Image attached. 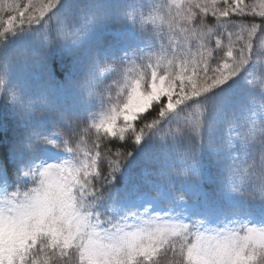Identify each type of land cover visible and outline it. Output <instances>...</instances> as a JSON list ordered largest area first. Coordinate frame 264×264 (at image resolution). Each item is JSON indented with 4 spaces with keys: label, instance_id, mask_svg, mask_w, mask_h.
Listing matches in <instances>:
<instances>
[{
    "label": "snow or ice",
    "instance_id": "obj_1",
    "mask_svg": "<svg viewBox=\"0 0 264 264\" xmlns=\"http://www.w3.org/2000/svg\"><path fill=\"white\" fill-rule=\"evenodd\" d=\"M41 3L0 0L11 13L0 33L43 15ZM162 7L152 31L167 24L175 48L122 60L109 106L50 133L33 128L13 168L0 157V264H264V104L249 102L264 74V0ZM247 13L253 21L232 19ZM110 138L131 150L113 153ZM38 145L59 162L42 161Z\"/></svg>",
    "mask_w": 264,
    "mask_h": 264
},
{
    "label": "trees",
    "instance_id": "obj_2",
    "mask_svg": "<svg viewBox=\"0 0 264 264\" xmlns=\"http://www.w3.org/2000/svg\"><path fill=\"white\" fill-rule=\"evenodd\" d=\"M19 2L23 4L27 3V0H19ZM138 2L145 9H148L152 4L157 3L158 0H138ZM201 2H210V0H201ZM85 3L86 0H65V4L63 5L65 14L75 18ZM107 3L114 9L113 14L95 29L89 41L90 46L94 47L106 59L120 62L125 59H134L139 55L155 57V55L159 54L161 45L167 47L171 44L175 48L179 42V38L172 35L167 24L161 25L157 21V25L163 29V31L158 33L152 31L153 25L151 22L145 24V29L151 34L149 35L146 32L138 31L133 25L121 20L115 10L125 6L128 0H107ZM168 3L171 4L172 0H168ZM219 3L222 5V0H219ZM245 3L259 4L261 0H245ZM172 11L174 12L175 9H172ZM194 11L197 13V20H199V9H195ZM167 12L168 9L166 8L162 15H166ZM10 14L4 12L0 13V16H4L6 19ZM145 14L147 15V12ZM205 19L210 26L216 22L215 17L211 13ZM232 19L247 23L248 21H253V16L251 13H247L243 17L234 15ZM259 21L260 18L255 17L254 22L259 23ZM19 44L27 46L29 49H34L38 46L33 42L30 35L23 39L11 41V46ZM122 50L127 51L130 56H123ZM261 59L264 60V49L261 50ZM126 74L124 67L118 69L115 73H105L104 75L112 77L108 81L110 86L99 89L95 95V99H85L82 93L77 92L72 87L71 83L81 75L79 53L70 51L64 47H56L25 74V79L30 85L43 83L47 87L49 96L54 101L56 112L38 121H26L22 123L7 101L0 100V157H6L9 168H13V148L20 144L33 128L39 127L41 130L50 133L55 128L65 127L61 115L68 119H78L88 113H99L115 100L117 92L124 84ZM252 103L256 104V101ZM157 111L158 109L154 105L152 110L142 114V117L135 122L136 127L139 128L144 122L153 119ZM86 126L81 125L82 128ZM237 131H242V129H238ZM83 138L88 142L94 139V135L89 137L85 134ZM105 143L113 153L117 149L120 151L131 150L130 147L126 146L131 144L129 140L121 142L110 138ZM35 155L46 162H52L53 160L59 162L60 158L57 150L48 145H38ZM107 170V163H105L102 171L106 174ZM8 175L9 178H12L11 173Z\"/></svg>",
    "mask_w": 264,
    "mask_h": 264
},
{
    "label": "clouds",
    "instance_id": "obj_3",
    "mask_svg": "<svg viewBox=\"0 0 264 264\" xmlns=\"http://www.w3.org/2000/svg\"><path fill=\"white\" fill-rule=\"evenodd\" d=\"M64 4L65 0H42L35 6L43 10V15L36 16L16 31L0 33V100L7 101L22 123L38 121L56 112L47 87L43 83L30 85L25 79L27 71L56 47L79 53L81 75L71 83L85 99H95L99 89L110 86L108 81L112 77L105 73H115L123 68L121 61L106 59L89 43L95 29L113 14L114 9L107 0H86L75 18L65 14ZM163 4L164 0H158L145 9L138 0H128L125 6L115 11L121 20L144 32L141 18L147 24L153 17H163L166 9ZM29 35L38 45L36 48L29 49L22 44L11 46L14 39ZM249 90L252 93L250 103L256 101L257 106L264 104V74H259ZM65 118L61 115V119ZM260 147L264 150V143Z\"/></svg>",
    "mask_w": 264,
    "mask_h": 264
}]
</instances>
